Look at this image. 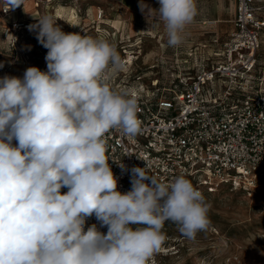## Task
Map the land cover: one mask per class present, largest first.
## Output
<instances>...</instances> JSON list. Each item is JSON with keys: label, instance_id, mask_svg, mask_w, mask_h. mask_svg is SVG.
<instances>
[{"label": "clouds", "instance_id": "clouds-1", "mask_svg": "<svg viewBox=\"0 0 264 264\" xmlns=\"http://www.w3.org/2000/svg\"><path fill=\"white\" fill-rule=\"evenodd\" d=\"M158 3L151 14L176 47L195 0ZM0 5L7 12L24 0ZM36 20L29 30L48 50L47 71L0 78V264H149L167 239L165 222L188 239L207 231L211 205L184 175L161 182L133 167L131 190L118 191L106 134L141 129L136 98L110 85L122 67L115 45L66 33L48 15ZM92 216L106 234L96 224L85 230Z\"/></svg>", "mask_w": 264, "mask_h": 264}, {"label": "built area", "instance_id": "built-area-1", "mask_svg": "<svg viewBox=\"0 0 264 264\" xmlns=\"http://www.w3.org/2000/svg\"><path fill=\"white\" fill-rule=\"evenodd\" d=\"M30 2L37 9L38 19L51 16L56 10L54 4L65 0H24V4ZM64 6L82 23L88 20L87 27L93 26L97 36L104 39L103 32L110 27L105 10L90 13V8H79L78 0ZM20 12L17 8L0 10V65L4 62L0 78H22L29 67L47 71L48 50L36 39L38 29L29 30L37 20L20 17ZM82 23L72 28L73 33L86 29ZM232 24L233 30L223 43L217 37L212 40L213 46L221 48L212 56L201 57L189 80L177 84L179 89L160 91L153 87L144 94L126 92L122 74L133 59L121 60L122 67L110 85L136 98L141 130L135 137L117 129L106 134V156L118 191L131 190L133 167H146L147 174L161 182L184 175L203 194L228 187L253 197L264 188V56L260 55L264 47V0H235ZM93 224L107 233V227H102L95 216L86 220L85 230Z\"/></svg>", "mask_w": 264, "mask_h": 264}, {"label": "rangeland", "instance_id": "rangeland-1", "mask_svg": "<svg viewBox=\"0 0 264 264\" xmlns=\"http://www.w3.org/2000/svg\"><path fill=\"white\" fill-rule=\"evenodd\" d=\"M195 5L196 15L176 47L168 46L160 20H125L119 32L106 27L104 39L115 45L121 60L133 59L122 74L126 92L179 89L177 84L189 80L202 56L221 48L212 40L217 36L223 43L233 30L235 0H195ZM83 21L86 29L80 34L99 37L93 26L87 27L89 21ZM260 55L264 56V47ZM204 196L211 205L208 230L188 239L176 224L165 222L162 231L167 239L149 264H264V188L253 197L228 187Z\"/></svg>", "mask_w": 264, "mask_h": 264}, {"label": "crops", "instance_id": "crops-1", "mask_svg": "<svg viewBox=\"0 0 264 264\" xmlns=\"http://www.w3.org/2000/svg\"><path fill=\"white\" fill-rule=\"evenodd\" d=\"M71 0H65L63 4H54L55 11L51 12V17L55 22L61 27L62 31L66 33H73V27L77 28L81 21L76 19V14L71 13V11L65 7V3ZM79 8L86 10L90 8V13L96 11V9L101 8L105 10L106 13V24L116 31L122 29L123 21L128 20L130 22H135L141 19H150L152 21H157L158 13L153 12L151 14L150 10H158L159 3L158 0H78ZM20 11V17L32 18L37 17V9L33 3H25L18 7ZM235 17V14H234ZM233 17V19H234ZM88 21V20H87ZM83 24V23H82ZM217 36H214L216 38ZM3 39H2V21L0 18V53H2ZM203 57V56H202ZM207 57V56H206ZM4 62L1 63V65Z\"/></svg>", "mask_w": 264, "mask_h": 264}]
</instances>
